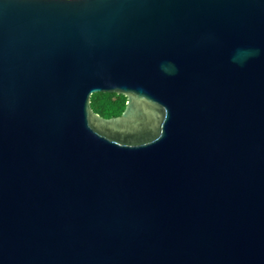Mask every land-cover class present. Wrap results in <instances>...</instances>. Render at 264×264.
Masks as SVG:
<instances>
[{
    "label": "water",
    "instance_id": "1",
    "mask_svg": "<svg viewBox=\"0 0 264 264\" xmlns=\"http://www.w3.org/2000/svg\"><path fill=\"white\" fill-rule=\"evenodd\" d=\"M0 264H264V0H0Z\"/></svg>",
    "mask_w": 264,
    "mask_h": 264
},
{
    "label": "trees",
    "instance_id": "2",
    "mask_svg": "<svg viewBox=\"0 0 264 264\" xmlns=\"http://www.w3.org/2000/svg\"><path fill=\"white\" fill-rule=\"evenodd\" d=\"M127 104V97L123 94L97 92L91 96L93 110L102 117L120 116Z\"/></svg>",
    "mask_w": 264,
    "mask_h": 264
}]
</instances>
